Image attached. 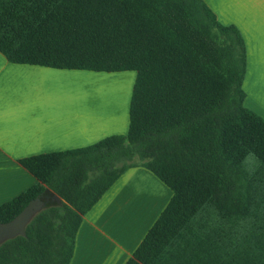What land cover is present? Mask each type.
I'll use <instances>...</instances> for the list:
<instances>
[{"label": "trees", "instance_id": "trees-1", "mask_svg": "<svg viewBox=\"0 0 264 264\" xmlns=\"http://www.w3.org/2000/svg\"><path fill=\"white\" fill-rule=\"evenodd\" d=\"M0 52L137 72L128 136L21 162L38 184L0 223L37 198L46 207L0 246V264H70L84 216L137 166L173 197L127 264H264V119L245 107L243 36L204 0H0Z\"/></svg>", "mask_w": 264, "mask_h": 264}, {"label": "crops", "instance_id": "crops-1", "mask_svg": "<svg viewBox=\"0 0 264 264\" xmlns=\"http://www.w3.org/2000/svg\"><path fill=\"white\" fill-rule=\"evenodd\" d=\"M204 1L222 25L235 26L243 36L245 107L264 119V0ZM136 80L135 71L13 64L0 52V207L38 184L23 160L128 136ZM83 82L95 84L92 108L80 105ZM112 83L126 88L110 90ZM172 197L145 167L129 169L84 216L70 264H127Z\"/></svg>", "mask_w": 264, "mask_h": 264}, {"label": "water", "instance_id": "water-1", "mask_svg": "<svg viewBox=\"0 0 264 264\" xmlns=\"http://www.w3.org/2000/svg\"><path fill=\"white\" fill-rule=\"evenodd\" d=\"M54 200L61 203L59 196L55 195ZM49 200V197H47ZM46 202L42 198H37L29 203V205L12 221L0 223V246L9 240H13L19 236H26V228L31 221L43 211Z\"/></svg>", "mask_w": 264, "mask_h": 264}, {"label": "rangeland", "instance_id": "rangeland-1", "mask_svg": "<svg viewBox=\"0 0 264 264\" xmlns=\"http://www.w3.org/2000/svg\"><path fill=\"white\" fill-rule=\"evenodd\" d=\"M96 85H98V83ZM94 86H95L94 83L83 82L82 88H81L82 89V102L80 103V105H82V108H86L87 109V108H92V107L95 106V102L93 101V98L90 97V93L92 92V88H94ZM121 87L122 88H124V87L126 88V86H123V84L112 83V85H110L109 89L110 90H116V89L121 88Z\"/></svg>", "mask_w": 264, "mask_h": 264}]
</instances>
